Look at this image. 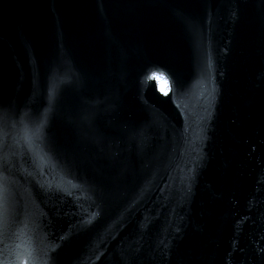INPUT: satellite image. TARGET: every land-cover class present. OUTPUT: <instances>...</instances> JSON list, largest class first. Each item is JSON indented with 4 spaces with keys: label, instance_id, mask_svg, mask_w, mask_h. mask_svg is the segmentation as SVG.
Returning a JSON list of instances; mask_svg holds the SVG:
<instances>
[{
    "label": "water",
    "instance_id": "obj_1",
    "mask_svg": "<svg viewBox=\"0 0 264 264\" xmlns=\"http://www.w3.org/2000/svg\"><path fill=\"white\" fill-rule=\"evenodd\" d=\"M0 117L7 264H264V0H0Z\"/></svg>",
    "mask_w": 264,
    "mask_h": 264
},
{
    "label": "snow or ice",
    "instance_id": "obj_2",
    "mask_svg": "<svg viewBox=\"0 0 264 264\" xmlns=\"http://www.w3.org/2000/svg\"><path fill=\"white\" fill-rule=\"evenodd\" d=\"M0 119H2V117H0ZM3 130L2 128H0V159H3V156H2V150H3ZM36 135L35 132H32L31 130L29 129H25L24 130V138L26 141L30 140L32 138V136ZM3 176L0 175V207H2L3 205V200H4V194L6 192V188L4 186V183H3ZM3 227V223H2V212H0V229H2ZM0 264H7V262L4 260V259H0ZM21 264H28V261L27 260H22L21 261ZM34 264H35V261H34ZM46 264V262H45Z\"/></svg>",
    "mask_w": 264,
    "mask_h": 264
},
{
    "label": "rangeland",
    "instance_id": "obj_3",
    "mask_svg": "<svg viewBox=\"0 0 264 264\" xmlns=\"http://www.w3.org/2000/svg\"><path fill=\"white\" fill-rule=\"evenodd\" d=\"M157 80H158L159 86H161V88L163 90H166L167 89V83H166L165 78L162 76H157Z\"/></svg>",
    "mask_w": 264,
    "mask_h": 264
},
{
    "label": "bare ground",
    "instance_id": "obj_4",
    "mask_svg": "<svg viewBox=\"0 0 264 264\" xmlns=\"http://www.w3.org/2000/svg\"><path fill=\"white\" fill-rule=\"evenodd\" d=\"M158 81V80H157Z\"/></svg>",
    "mask_w": 264,
    "mask_h": 264
}]
</instances>
